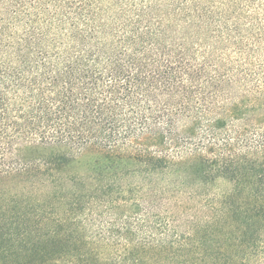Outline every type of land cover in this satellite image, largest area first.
Returning <instances> with one entry per match:
<instances>
[{"label": "trees", "instance_id": "1", "mask_svg": "<svg viewBox=\"0 0 264 264\" xmlns=\"http://www.w3.org/2000/svg\"><path fill=\"white\" fill-rule=\"evenodd\" d=\"M0 264H264V0H0Z\"/></svg>", "mask_w": 264, "mask_h": 264}]
</instances>
